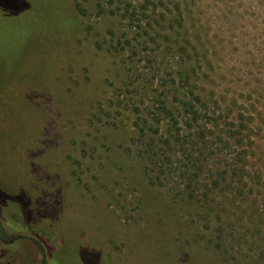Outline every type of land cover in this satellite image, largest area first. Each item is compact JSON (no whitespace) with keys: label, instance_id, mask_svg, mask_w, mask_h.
Segmentation results:
<instances>
[{"label":"rangeland","instance_id":"rangeland-1","mask_svg":"<svg viewBox=\"0 0 264 264\" xmlns=\"http://www.w3.org/2000/svg\"><path fill=\"white\" fill-rule=\"evenodd\" d=\"M0 224V264H264V0H0Z\"/></svg>","mask_w":264,"mask_h":264},{"label":"trees","instance_id":"trees-1","mask_svg":"<svg viewBox=\"0 0 264 264\" xmlns=\"http://www.w3.org/2000/svg\"><path fill=\"white\" fill-rule=\"evenodd\" d=\"M179 9L181 10V7H179ZM30 10L35 12L32 8H30ZM40 11L42 12V10L39 9V13L37 14L35 12V14L36 15L41 14ZM180 14L182 16V10L180 11ZM24 29H25V27H24ZM23 35H24V33H21L20 31H15L14 29L11 30V32L9 33V36H8L9 40H7L6 42H3V43H9L11 41V43L9 45V47H10L9 50H6L7 55L10 52L12 54V49L15 52V49L21 44V42H22L21 40H23ZM189 74L190 73H188V75ZM189 78L190 77L187 76L186 79H185V82H187L189 80ZM188 86L190 87V83H188ZM165 111L167 112L166 114H167L168 118L176 124L177 122L174 120V116L172 114V111H170V110L168 111L166 108H165ZM183 111H185L186 114H187V123H188L189 127L192 126V124L195 121H197L196 119H199L202 116H204V115H199L195 111H193V107H192V105L190 103L183 104ZM189 181L190 180L187 179V183H186L187 194H186V197H188L189 199H192L193 198V195H192L193 187L191 186ZM205 196H208V194L206 195V193H205ZM204 202H207V203H204ZM197 203H200V204L199 205L198 204L196 205V203L195 204L194 203L190 204L193 207V212H194L195 215L203 214L204 216H214L215 215L216 217H219V216L221 217V215L225 214L224 212H226V211L231 212L230 209L223 208L224 209L223 210V209L219 208L218 205H213L208 200L207 201H203V202L202 201L201 202H197ZM0 237L1 238H3V237L6 238V236L4 235V233L2 231L1 224H0ZM18 238L17 237H13L11 242L12 243L15 242L16 240H18ZM209 246H211L210 247L211 250H213V248L214 249L218 248V246L220 247V245H217V243L215 241H214V243H211ZM184 264H186V263H184Z\"/></svg>","mask_w":264,"mask_h":264}]
</instances>
